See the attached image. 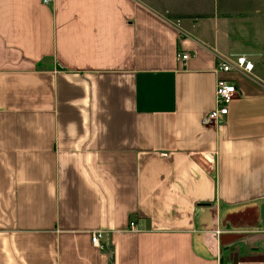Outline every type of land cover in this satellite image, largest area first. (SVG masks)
I'll list each match as a JSON object with an SVG mask.
<instances>
[{"label":"crops","instance_id":"0c3cea01","mask_svg":"<svg viewBox=\"0 0 264 264\" xmlns=\"http://www.w3.org/2000/svg\"><path fill=\"white\" fill-rule=\"evenodd\" d=\"M263 255L264 0H0V264Z\"/></svg>","mask_w":264,"mask_h":264},{"label":"built area","instance_id":"2783aa9c","mask_svg":"<svg viewBox=\"0 0 264 264\" xmlns=\"http://www.w3.org/2000/svg\"><path fill=\"white\" fill-rule=\"evenodd\" d=\"M45 3H49L50 0H43ZM192 54L187 51H180L178 53V60L186 62ZM217 72H231V71H243L250 73L254 69V63L248 59L245 55H236L234 57L219 56ZM216 107L208 112L202 119L204 125L215 124L223 121L224 117L228 114L229 105L235 96L239 93V87L236 81L219 77L216 83ZM131 229H136L134 221L130 223ZM93 245L101 249L105 248V244L102 241V232L97 231L92 234ZM219 264H228L224 261H220Z\"/></svg>","mask_w":264,"mask_h":264},{"label":"rangeland","instance_id":"374dc122","mask_svg":"<svg viewBox=\"0 0 264 264\" xmlns=\"http://www.w3.org/2000/svg\"><path fill=\"white\" fill-rule=\"evenodd\" d=\"M259 258H260V259H262V260H264V255H263V256H261V257H259ZM259 258H258V259H259ZM252 259H253V258H252Z\"/></svg>","mask_w":264,"mask_h":264},{"label":"water","instance_id":"95a60500","mask_svg":"<svg viewBox=\"0 0 264 264\" xmlns=\"http://www.w3.org/2000/svg\"><path fill=\"white\" fill-rule=\"evenodd\" d=\"M235 263H237V260L235 261Z\"/></svg>","mask_w":264,"mask_h":264}]
</instances>
